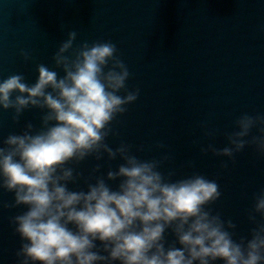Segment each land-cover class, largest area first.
<instances>
[{"label":"clouds","instance_id":"1","mask_svg":"<svg viewBox=\"0 0 264 264\" xmlns=\"http://www.w3.org/2000/svg\"><path fill=\"white\" fill-rule=\"evenodd\" d=\"M76 38L69 31L59 44L54 68L36 65L34 82L21 73L0 79V109L12 110L14 122L29 109L41 113L38 129L27 122L0 142V190L13 195L0 207L25 209L9 217L20 241L15 264H264V188L253 196L250 238L237 240L233 220L210 207L222 195L215 179H172L174 171H161L168 155L141 159L126 142L110 146L112 122L139 89H127L130 72L115 43L74 47ZM235 128L223 148L209 143L201 152L232 160L251 144L264 156V114L244 113ZM253 128L259 134L246 139ZM90 157L97 163L84 177L76 166ZM105 157L120 163L95 175Z\"/></svg>","mask_w":264,"mask_h":264},{"label":"water","instance_id":"2","mask_svg":"<svg viewBox=\"0 0 264 264\" xmlns=\"http://www.w3.org/2000/svg\"><path fill=\"white\" fill-rule=\"evenodd\" d=\"M69 31L77 32L74 47L115 43L130 72L127 89H139L137 100L112 122L117 134L107 143L126 142L141 159L168 155L161 171H174L172 179L193 172L215 179L222 195L210 205L213 213L233 220L234 239L250 238L255 225L248 215L254 194L264 188V156L251 144L232 160L201 148H223L240 115L264 114V0H0V79L21 73L34 82L37 64L55 67L52 57ZM40 115L29 109L14 122L12 110L0 109V142L27 122L38 129ZM258 134L253 128L246 139ZM96 163L90 157L76 167L87 177ZM100 163L95 175L120 161L105 157ZM78 184L85 187L83 180ZM12 200L0 190V202ZM24 210L0 207V264L16 262L20 241L9 217ZM166 239L175 238L168 232Z\"/></svg>","mask_w":264,"mask_h":264}]
</instances>
